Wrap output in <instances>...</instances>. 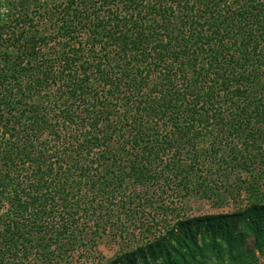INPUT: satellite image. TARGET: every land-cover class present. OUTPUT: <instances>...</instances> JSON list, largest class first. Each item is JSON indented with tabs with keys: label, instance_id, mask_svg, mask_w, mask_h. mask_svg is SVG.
I'll list each match as a JSON object with an SVG mask.
<instances>
[{
	"label": "trees",
	"instance_id": "16d2710c",
	"mask_svg": "<svg viewBox=\"0 0 264 264\" xmlns=\"http://www.w3.org/2000/svg\"><path fill=\"white\" fill-rule=\"evenodd\" d=\"M4 7L0 264L264 255V0Z\"/></svg>",
	"mask_w": 264,
	"mask_h": 264
},
{
	"label": "rangeland",
	"instance_id": "374dc122",
	"mask_svg": "<svg viewBox=\"0 0 264 264\" xmlns=\"http://www.w3.org/2000/svg\"><path fill=\"white\" fill-rule=\"evenodd\" d=\"M41 1H46V0H41ZM54 1V0H53ZM6 12V8L4 7V0H0V19L1 16H3ZM213 202V201H212ZM212 202L207 201V200H202V201H195L193 199L187 200L184 205V210L190 214H193L194 216L202 215L208 212H217L214 207H211ZM238 201H232L230 198H226V201L221 204L222 205V210L223 212H226L227 210L231 211V205H234L237 207ZM218 207V206H217ZM226 207H229L227 209ZM117 251V247L113 244L110 243L109 238H105L99 245V248L97 251L92 253L90 255V259L93 261H101L104 262V260H108L111 258V256L114 254V252ZM247 251H250L248 253ZM244 252H246V255H242L241 257H237L238 260H245V261H250L251 263L249 264H264V255H260L253 247V240L252 239H247L246 244L244 246ZM252 254L251 257H249ZM247 262V263H248ZM202 264H237V263H232L228 260V258L225 256L223 260H216L215 258H212L205 263Z\"/></svg>",
	"mask_w": 264,
	"mask_h": 264
}]
</instances>
